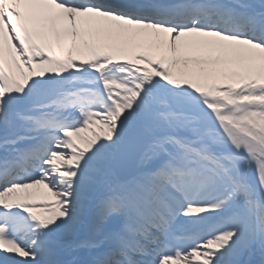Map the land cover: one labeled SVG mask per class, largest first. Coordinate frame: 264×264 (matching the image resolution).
<instances>
[{
  "label": "snow or ice",
  "instance_id": "obj_1",
  "mask_svg": "<svg viewBox=\"0 0 264 264\" xmlns=\"http://www.w3.org/2000/svg\"><path fill=\"white\" fill-rule=\"evenodd\" d=\"M0 264H264V0H0Z\"/></svg>",
  "mask_w": 264,
  "mask_h": 264
},
{
  "label": "bare ground",
  "instance_id": "obj_2",
  "mask_svg": "<svg viewBox=\"0 0 264 264\" xmlns=\"http://www.w3.org/2000/svg\"><path fill=\"white\" fill-rule=\"evenodd\" d=\"M42 191V190H41Z\"/></svg>",
  "mask_w": 264,
  "mask_h": 264
}]
</instances>
